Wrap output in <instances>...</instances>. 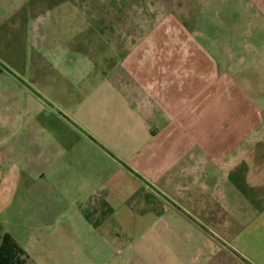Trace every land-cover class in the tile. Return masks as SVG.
<instances>
[{
  "label": "crops",
  "instance_id": "obj_1",
  "mask_svg": "<svg viewBox=\"0 0 264 264\" xmlns=\"http://www.w3.org/2000/svg\"><path fill=\"white\" fill-rule=\"evenodd\" d=\"M94 2L0 0V264H264V48Z\"/></svg>",
  "mask_w": 264,
  "mask_h": 264
},
{
  "label": "rangeland",
  "instance_id": "obj_2",
  "mask_svg": "<svg viewBox=\"0 0 264 264\" xmlns=\"http://www.w3.org/2000/svg\"><path fill=\"white\" fill-rule=\"evenodd\" d=\"M94 2L92 11V17H90L91 32L108 33L115 32V0H106L104 5L100 6V0ZM198 2L200 6H197L198 16L202 20L206 21L204 28L207 31L212 28L219 29L220 35L231 32L235 35H239L241 43L247 45L250 48L261 44L264 48V0H193ZM88 12V11H87ZM99 14L106 16L102 20H97ZM83 15H86L84 12ZM230 17L233 23H230ZM88 30V29H87ZM96 40L98 41L97 37ZM108 41V40H107ZM102 42V41H101ZM110 42H114L111 40ZM225 41L223 44H225ZM109 43V42H107ZM239 48V46H236ZM234 67L233 65H231ZM242 69L245 70L244 80H248L247 84L250 86L244 87V91L252 98L264 102V57L262 62L256 65H251V62H245L242 64ZM243 75V73H241ZM264 106V103H261ZM261 106V107H262Z\"/></svg>",
  "mask_w": 264,
  "mask_h": 264
}]
</instances>
